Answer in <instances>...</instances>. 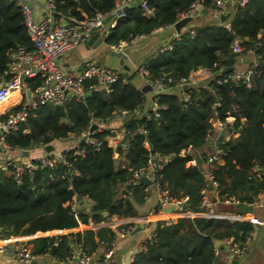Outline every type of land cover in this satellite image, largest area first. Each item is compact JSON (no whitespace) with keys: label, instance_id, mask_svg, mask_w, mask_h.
I'll list each match as a JSON object with an SVG mask.
<instances>
[{"label":"trees","instance_id":"trees-1","mask_svg":"<svg viewBox=\"0 0 264 264\" xmlns=\"http://www.w3.org/2000/svg\"><path fill=\"white\" fill-rule=\"evenodd\" d=\"M53 1L56 10L77 19L109 11L113 6V0ZM193 1L146 0L152 10L151 17H144L138 4L129 6L116 18L104 41L127 42L136 35H146L158 26L171 24ZM229 25L235 35L247 39L243 41L246 48L264 56L262 46L255 45L264 41V0H246L242 7H236ZM189 32L182 31L169 50L156 51L144 62L152 78L163 73L186 77L197 68L210 71L211 75L197 86L190 85L189 99L183 101L163 92L157 98L160 106L157 117H141L139 125L132 116L124 117L125 138L129 140L123 168L116 166L112 149L102 140L96 151L86 149L82 157L74 159L68 156L73 174L56 165L50 169L37 168L31 175H24L19 184L9 177H0V235L26 236L74 228L88 219L95 223L114 216H136L133 202L142 203L144 186L126 188L130 199L122 196L120 186L131 170L144 164L143 140L151 150L170 156L160 172L164 189L175 197L186 195V209L202 211L199 203L203 195L199 191L207 188L205 178L199 168L187 164L191 155L180 156L179 152L187 146L192 151L205 149L204 135L213 113L220 120L233 117L232 126L237 134L218 140L223 163L212 170L217 200L233 196L240 202H250L256 197L264 188V171L260 178L251 175L253 166H264V74L252 76L250 88L217 83L218 68H229L235 60L230 53L232 35L221 25L194 27ZM17 46L30 48L20 12L9 0H0V75L6 69L7 53ZM128 79L125 83L117 80L107 91L94 89L93 82L84 83L82 99H71L63 106H39L19 123L16 131L4 136V142L10 148L20 149L47 144L68 133L85 131L90 120L105 123L115 113L137 109L142 94ZM138 127L142 133H136ZM108 134V130H102L94 136L103 139ZM76 197L89 201L88 210L78 208L75 214L71 212ZM252 230L250 222L220 218L181 217L170 224L157 221L152 229L153 238L133 255L129 264H223L213 253L214 242L232 238L242 244ZM113 235L102 227L95 232L37 237L30 243L32 254L49 252L64 260L72 243H79L84 251L91 253L98 242L107 247Z\"/></svg>","mask_w":264,"mask_h":264},{"label":"built area","instance_id":"built-area-1","mask_svg":"<svg viewBox=\"0 0 264 264\" xmlns=\"http://www.w3.org/2000/svg\"><path fill=\"white\" fill-rule=\"evenodd\" d=\"M16 7H18L22 24L24 26L30 48L27 49L24 46H17L10 50L8 54V60L6 63V69L3 75H0V103L11 92L16 91L18 93L17 107L12 110L4 111L0 116V148L8 149V145L4 142V136L10 131H16L19 123L23 122L26 117L42 105L63 106L71 99H82L84 95V83L93 82L94 89L108 90L109 86L121 80L126 82L125 78L119 76V74L112 69L96 64L95 62L84 59L81 63V68L67 69L60 65V57L69 52L71 49L79 44H84L90 37L91 31L95 28H102L103 37L105 38L109 29L113 27L114 23H110L109 28L103 29V21L110 15L115 18L121 17L124 13L123 9L127 8L132 0H113V6L106 12H95L90 17H83L77 19L73 16L64 15L60 11L56 10L53 0H44L42 8L44 10V16L35 21L32 16V12L28 3V0H9ZM194 0L188 7V9L179 14L176 21L185 17H195L200 10L205 14L218 19L226 12V5L230 0ZM138 6L142 10L144 17H151L152 10L147 7L146 0H137ZM246 0H233V8L242 7ZM173 23L161 25L155 28V30H161L167 27H171ZM223 27L232 35L230 43V53L235 57H240L243 53H252L255 56L253 62L249 63L245 68H235L229 72H224L223 68L219 67L216 72L218 77L217 83L231 84L233 86L242 85L245 88H250L252 76H258L264 74V56L260 53H255L252 48H246L243 45L242 38L235 35L228 22L223 23ZM178 34H175L174 38L177 40ZM122 42L116 44H108V48L114 51H120L122 48ZM255 45L262 46L264 50V41L260 44L256 42ZM171 44L163 47V50H169ZM215 67V66H214ZM197 70V69H196ZM203 73L210 72L207 69L199 68ZM141 76L144 85H148L152 91L151 104L148 107L145 118L150 116L157 117L158 109L160 108L157 103V98L160 93H163L168 86H177L182 90L181 99L187 101L189 99V87L194 84V76H199L202 72L197 71L190 73L186 77H173L166 74H160L156 77H150L144 66H139L136 70ZM205 72V73H206ZM191 75V76H190ZM135 110L131 112L121 111V116L135 115ZM231 117V116H230ZM229 116H226L223 120H220L213 113L209 119V128L207 129L204 140L207 145L212 144L213 151L208 153L205 158L207 165V171L203 174L206 181V186L210 184L212 188L217 187V183L213 180L212 170L216 167L217 163L221 159L222 151L214 144L217 137L212 136V132H219L223 135L225 133L227 139L233 137L236 132L232 126V121H228ZM94 124L95 128L88 131L89 125ZM105 130V123L98 120H90L85 131L78 134L68 133L65 136L58 137V141H67V143L60 149L52 148L48 152L33 158L28 161H16L13 159H1L0 160V177H9L15 184H19L24 175H31V173L37 168L50 169L56 165H61L65 169L73 174L75 173L72 168L70 159L76 157H82L85 154L86 149L96 151L100 148L103 139H98L94 136L95 132ZM143 131L138 127L136 133H142ZM125 130L123 136L113 146V151L120 154L122 157L127 152L128 140ZM113 140V139H112ZM143 146L146 149L145 162L141 167L130 171L129 177L122 183L120 189L125 190L128 187H133L139 183L138 179L144 176L150 181L149 186L152 187L155 199L156 207L158 209L172 207V211L183 212L186 209L187 196L182 195L175 197L169 194L162 184L160 183V172L168 162L170 156L158 151L150 149L146 140L142 141ZM44 146V145H43ZM186 154L191 155V159L187 162L188 165L195 166L192 158V150L190 146L180 150L179 155L184 156ZM264 171V166H253L251 168V175L255 178H260L261 173ZM146 189L148 185H144ZM207 188L200 189L199 193L203 195ZM260 196V195H259ZM258 197H255L250 202H240L233 196H223L221 201L224 203H233L236 205H250L256 207L258 205ZM75 199L72 200L70 210L74 214L77 212L75 207ZM199 206L204 209L209 206V203L205 199H201ZM134 228L133 225L120 226L118 234L121 236L128 234ZM248 237L242 244L233 241L232 238L223 240L228 256L223 264H230L232 259H239L245 252L246 245L248 243ZM110 243L105 247L101 255V262L106 263L114 254V245ZM3 247L0 246V253H2ZM214 255L218 253V248L215 246L213 250ZM93 252L87 253L81 247L79 243H73V248L70 251L68 258L73 261V264H90L92 262ZM33 258L25 244H15L13 246V259L21 263H28Z\"/></svg>","mask_w":264,"mask_h":264},{"label":"crops","instance_id":"crops-1","mask_svg":"<svg viewBox=\"0 0 264 264\" xmlns=\"http://www.w3.org/2000/svg\"><path fill=\"white\" fill-rule=\"evenodd\" d=\"M43 1L44 0H28L33 19L35 21L40 20L44 16L45 12L42 8ZM137 4L138 2L134 5L129 4V6H136ZM234 10L235 9L233 8V0H230L226 5V12H225L228 13V17L222 22L219 21V18L216 19L213 17L215 20L210 19L211 17L209 18V15L205 14L202 10H200L197 16L191 18V21L193 19L194 20L192 22L190 21L186 23L185 26L180 28L178 32L174 30L172 25L171 27H167L161 30L153 29L146 35L145 34L136 35L127 42L122 41L123 44L120 51L125 56L123 59V64L126 65L127 70H129L128 66H130L131 64L135 77H137L138 79V81L136 82H132L130 78L128 80L142 94V103L135 110V115L133 118L140 119L141 117H143L146 114L152 99L151 90H146L145 92L140 91L144 83L141 76L136 71L137 68L139 66H144L145 60L148 57L152 56L156 51H162L164 46L168 44H172V42L175 41L174 38L175 34L179 35L184 30H189L190 31L189 33H192V28L201 27L204 25L223 26V23L226 22L229 23ZM202 13H204L206 17L202 16ZM104 21L102 27L103 29L104 28L107 29L109 28L110 23L113 22L115 24L116 18L110 15ZM104 39L105 38L103 37L102 28L93 29L86 43L77 45L69 52L65 53V55L60 57L59 59L60 65L67 69H72V68L80 69L82 60L89 59L101 66L114 65V67L118 66V69H121L120 65L118 64V59L110 55L111 50L108 48V43H106ZM242 40L246 41L247 39L243 38ZM127 43L129 45L137 46V49H131L129 50V52H127L125 47ZM9 52L7 53V58ZM136 52L139 54L137 55ZM136 60H140V61L136 64L135 62ZM254 60L256 59L252 53H243L240 57H235L232 66L229 68H223L224 69L223 71L229 72L235 68L243 69ZM222 67L223 66H221V68ZM121 70L124 73L126 71L123 69ZM195 71H197L196 73L198 72L199 73L202 72V73L199 75L200 77L198 76L196 77V75L194 76L195 77L194 84H192L194 86L198 85L199 80H203L211 75V72L205 71L206 73L205 72L203 73V71L199 70V68H197V70L190 71V73L193 74V72ZM122 78L127 79L126 77H122ZM164 92L174 94L180 98L182 90L177 86H168L164 90ZM10 95L8 96V98H6V100L1 102L3 104L0 106V116L4 111L8 109L12 110L17 107L18 93L16 91H13L10 93ZM123 119L124 117L121 116L120 113H115L111 119L105 122V130H108L109 134L104 136V140L106 141L107 146H109L111 149H113L115 143H117V141H119L120 138L123 136V132H124L123 122H122ZM228 121L231 122L232 117L229 116ZM236 135L237 134H235L233 137H235ZM212 136L217 137L216 141L214 142L216 146L218 144L219 137H221L224 140H227L225 133H223L222 135L219 132L216 133L215 130L212 132ZM66 143L67 141H58L57 139H54L47 144H50L54 149H58V148L61 149ZM47 144L36 145L26 149L10 148L9 146L8 149L5 150L0 148V160L8 159V158L16 161L32 160L33 158L46 152L44 150V146ZM213 148L214 147L212 146V144H209L205 147V149L200 150V152L196 150L198 152L201 161L205 163V167L203 169L200 167V165L196 166L197 168H199L202 175L207 171V165L205 162L206 155L210 153L213 150ZM192 158H193V154H192ZM112 159L114 160L116 166H118L119 168H123L125 166L124 157H122L120 154H118L113 150H112ZM222 163L223 161L222 159H220L217 165H221ZM120 190L122 196L130 199V195H128V192H126V190H122V189ZM143 192L144 194L142 197V203L136 204L133 202L136 211V216L134 217L119 218L114 216L100 220L99 222H95V223L88 219L85 223H80L78 224V226L74 228L36 232L32 235H26V236L10 235L7 237H3L2 235H0V246H2L4 250L2 253H0V264H73V261L70 260L68 257L64 260H58L54 256H52L49 252H44L43 254H32V244L30 243V240L37 237L55 238L61 234H67L73 232L83 233L87 230L95 232L98 228H102V227L107 228L113 232L114 235L111 240L112 241L111 243H113L115 251L109 261H107L106 263H102L101 255L105 247L103 244L98 242L95 250L93 251L91 264H129L132 261L133 255L136 252L144 249L145 243L153 238L152 229L155 222L162 221L165 224H170L175 222L177 218H181V217L220 218V219H227L229 221L239 220V221H246L252 223L253 230L249 233L248 243L246 245L245 252L243 256L240 257L239 259H232L235 260L233 264H264V241L261 240L264 235L262 233V231L264 232V188L257 193L256 197L259 198L258 205L256 207H252L251 212L243 211L240 209V207L247 205L224 203L223 201H221L222 198L218 201L216 198V190L214 188L206 189L205 193L203 194V199H205L209 203V206L199 212H194L189 209L183 212L168 210V208L158 209L156 207V199L152 187L148 185L146 189L143 188ZM75 202H76L75 207L77 209L84 208L85 210H88L89 201L87 199L76 197ZM220 204H231L233 207H236V209L231 211H225L220 208L221 207L219 206ZM104 213H102L103 217L106 216V213L105 215ZM137 223H143V229L134 233L133 235H129L128 233L126 235L121 236L120 234H118V229L120 226H125L129 224L135 226ZM146 228L150 229L149 233L145 231ZM259 238H260L259 242L256 243V241H258ZM94 241L97 243L96 239H94ZM15 244H21V245L25 244L28 250L30 251V253L33 255V258L28 263H21L13 259V246ZM216 247L218 248V253L216 255V258L220 262L225 261L226 257L228 256V253L224 242L220 241V243ZM70 248L71 249L73 248V243L70 245Z\"/></svg>","mask_w":264,"mask_h":264},{"label":"water","instance_id":"water-1","mask_svg":"<svg viewBox=\"0 0 264 264\" xmlns=\"http://www.w3.org/2000/svg\"><path fill=\"white\" fill-rule=\"evenodd\" d=\"M124 10H126V8H124L123 11ZM227 17H228V13H225V14H223V15H221L219 17V21L222 22ZM190 21H191V18L190 17H185V18L179 19V20H177V21H175L173 23V28H174V30L176 32H178L180 28H182L183 26H185V24L188 23V22H190ZM110 55H112V56H114V57H116L118 59V64L120 65V68L121 69L127 70L126 65L123 64V59H124L125 56H124V54L121 51L111 50L110 51ZM146 90H150V87L148 85H143V87L140 89V91H142V92H145ZM134 120L138 123V125L140 124V119L139 118H134ZM94 128H95V125L94 124H91L88 127V131H91ZM51 149H52V146L50 144H47V145L44 146V150L46 152L50 151ZM192 154H193L194 165L195 166L200 165L202 163V161H201V159H200V157L198 155V152L196 150H193L192 151ZM138 181H139V183L144 184V185H149L150 184V181H148L144 176H141L138 179ZM211 188H212V186L210 184H208L207 189H211ZM240 209L243 210V211L251 212L252 211V206H250V205L242 206V207H240ZM168 210H172V207H168ZM104 215H105V213H104ZM141 229H143V223H137L134 226V228L129 232V235H133L134 233L140 231ZM145 231L147 233H149L150 229L149 228H146ZM219 243H220V240H217V241L214 242V245L217 246ZM234 262H235V260H232L231 261V264H233Z\"/></svg>","mask_w":264,"mask_h":264},{"label":"rangeland","instance_id":"rangeland-1","mask_svg":"<svg viewBox=\"0 0 264 264\" xmlns=\"http://www.w3.org/2000/svg\"><path fill=\"white\" fill-rule=\"evenodd\" d=\"M137 3V0H132L131 2H130V4L131 5H134V4H136ZM202 16H204V17H206V15H204V13H202ZM208 17V16H207ZM211 16H209V18H210ZM210 19H213V20H215L213 17H211ZM194 20V19H193ZM192 20V21H193ZM191 21V22H192ZM105 22V21H104ZM125 47H126V51L127 52H129V50H131V49H137V46H134V45H129L128 43L125 45ZM137 53V52H136ZM139 53H137V55H138ZM63 55H65V54H63ZM62 55V56H63ZM142 58V57H141ZM140 60H136L135 62H136V64L139 62ZM102 66H104V67H107V68H109V69H112L113 71H115V72H117L118 74H119V76H123V77H126V78H130L131 80H132V82H136V81H138V79H137V77H135V74H134V72H133V69H132V65L130 64V66H128L129 67V70H126L125 71V73L121 70V69H118V66L117 67H114V65L113 66H107V65H102ZM198 77H200V76H198ZM204 80V79H203ZM203 80H199L198 81V83H201ZM111 134H113V133H111ZM59 149V148H58ZM213 151V150H212ZM200 167L203 169L204 167H205V163H201L200 164ZM219 206H221L220 208L221 209H223V210H225V211H231V210H235L236 209V207H233L231 204H220ZM262 233L264 234V232L262 231ZM261 233V234H262ZM264 239V235H263V237H262V241H264L263 240ZM259 240H260V238L258 239V241H256V243H258L259 242ZM255 243V242H254ZM262 259V258H261Z\"/></svg>","mask_w":264,"mask_h":264},{"label":"bare ground","instance_id":"bare-ground-1","mask_svg":"<svg viewBox=\"0 0 264 264\" xmlns=\"http://www.w3.org/2000/svg\"><path fill=\"white\" fill-rule=\"evenodd\" d=\"M11 96V95H10ZM14 96H17V95H14ZM13 98V97H12ZM6 102V101H5ZM3 103H0V106L2 105Z\"/></svg>","mask_w":264,"mask_h":264}]
</instances>
